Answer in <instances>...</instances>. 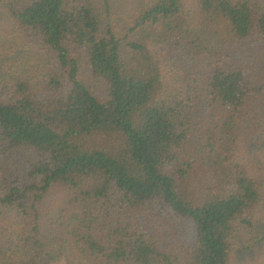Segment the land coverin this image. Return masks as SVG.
Returning a JSON list of instances; mask_svg holds the SVG:
<instances>
[{
  "label": "trees",
  "instance_id": "1",
  "mask_svg": "<svg viewBox=\"0 0 264 264\" xmlns=\"http://www.w3.org/2000/svg\"><path fill=\"white\" fill-rule=\"evenodd\" d=\"M0 264H264V0H0Z\"/></svg>",
  "mask_w": 264,
  "mask_h": 264
}]
</instances>
